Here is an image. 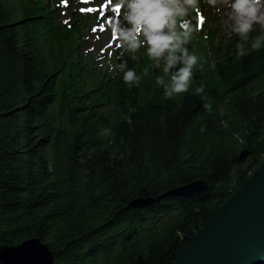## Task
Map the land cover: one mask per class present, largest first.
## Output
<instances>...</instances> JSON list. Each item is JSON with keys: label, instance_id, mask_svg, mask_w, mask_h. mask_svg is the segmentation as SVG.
<instances>
[{"label": "trees", "instance_id": "1", "mask_svg": "<svg viewBox=\"0 0 264 264\" xmlns=\"http://www.w3.org/2000/svg\"><path fill=\"white\" fill-rule=\"evenodd\" d=\"M77 33L50 2L0 0V250L33 237L53 264H171L264 160V50L250 49L264 33L242 58L238 37L199 52L192 88L171 100L162 70L127 52L148 71L139 87L92 76ZM200 179L192 196L129 206Z\"/></svg>", "mask_w": 264, "mask_h": 264}, {"label": "clouds", "instance_id": "2", "mask_svg": "<svg viewBox=\"0 0 264 264\" xmlns=\"http://www.w3.org/2000/svg\"><path fill=\"white\" fill-rule=\"evenodd\" d=\"M207 3L229 9L231 32L239 39L236 56L248 55L247 45L256 26L264 32V0H207ZM108 4L113 13L108 27L116 47L124 49L133 60L138 59L137 53L144 48L155 68L163 65V74L157 76L156 84L163 89L165 99L171 100L189 92L195 72L203 67L202 58L189 51L190 41L197 30L189 17L199 7L200 0H108ZM117 8L118 11H114ZM250 49L255 52L264 50V34L251 40ZM118 59L121 62L111 70L122 73L123 82L129 88L139 87L148 71L145 70L143 76L138 75L127 66L122 55ZM203 91L199 86L194 89V94L200 95ZM203 108L207 112L212 110L207 96ZM135 111L134 107H129L121 119L131 125V113Z\"/></svg>", "mask_w": 264, "mask_h": 264}, {"label": "water", "instance_id": "3", "mask_svg": "<svg viewBox=\"0 0 264 264\" xmlns=\"http://www.w3.org/2000/svg\"><path fill=\"white\" fill-rule=\"evenodd\" d=\"M246 151L240 156L244 157ZM207 189L200 179L177 186L153 198H136L129 203L143 208L169 196H192ZM255 247L249 251V248ZM249 251V252H248ZM248 256L243 264L264 260V160L217 212L192 235L171 264H232ZM0 264H53V253L38 238H29L0 250Z\"/></svg>", "mask_w": 264, "mask_h": 264}, {"label": "rangeland", "instance_id": "4", "mask_svg": "<svg viewBox=\"0 0 264 264\" xmlns=\"http://www.w3.org/2000/svg\"><path fill=\"white\" fill-rule=\"evenodd\" d=\"M108 2V0H106ZM100 1L94 0L93 4L98 5ZM211 12L208 15V20H207V26L211 27L213 30L216 32V39L219 40L220 38L226 39L228 38L232 32L230 28V22L228 20V13L229 9L224 6L218 4L217 6L213 7L211 6ZM107 15H98L93 23L91 24L94 26L93 29H96V31L92 30V27H90V31L92 32L91 34H100L99 39H96V37H91L87 36L88 39L90 40L86 42V47L84 52L89 53L93 56V60L98 64L106 66L109 64L107 52H104L103 48L98 47V41L100 40H105L107 41L108 48L111 47V45L114 44L116 46V41L113 39L111 35L110 28L108 27V20L106 19ZM203 19V17H201ZM101 26H103V31L100 30ZM258 27V26H257ZM107 30L109 32L106 34V36H103L101 33H105ZM104 47V46H103Z\"/></svg>", "mask_w": 264, "mask_h": 264}, {"label": "bare ground", "instance_id": "5", "mask_svg": "<svg viewBox=\"0 0 264 264\" xmlns=\"http://www.w3.org/2000/svg\"><path fill=\"white\" fill-rule=\"evenodd\" d=\"M255 247H256V246H254V247H252V248L250 247V248H249V251L254 250ZM249 251H248V252H249ZM247 257H248L247 255H246V257H243V258H241V259H239V257H238L237 259L234 260V262H233L232 264H243L242 261H244Z\"/></svg>", "mask_w": 264, "mask_h": 264}, {"label": "snow or ice", "instance_id": "6", "mask_svg": "<svg viewBox=\"0 0 264 264\" xmlns=\"http://www.w3.org/2000/svg\"><path fill=\"white\" fill-rule=\"evenodd\" d=\"M81 11H89V12H91V11H93V9H91V8H88V9H81ZM114 11H118V8L115 9ZM100 30L103 31V26H101ZM93 31H96V29H93Z\"/></svg>", "mask_w": 264, "mask_h": 264}]
</instances>
